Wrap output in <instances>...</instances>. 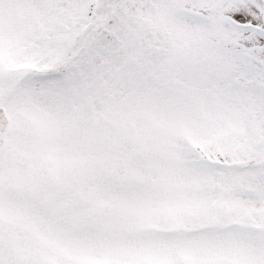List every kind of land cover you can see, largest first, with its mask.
Wrapping results in <instances>:
<instances>
[{
    "label": "snow or ice",
    "instance_id": "1",
    "mask_svg": "<svg viewBox=\"0 0 264 264\" xmlns=\"http://www.w3.org/2000/svg\"><path fill=\"white\" fill-rule=\"evenodd\" d=\"M0 264H264V0H0Z\"/></svg>",
    "mask_w": 264,
    "mask_h": 264
}]
</instances>
